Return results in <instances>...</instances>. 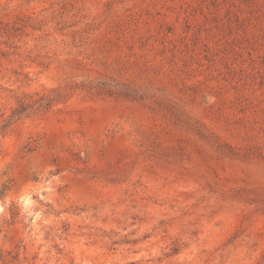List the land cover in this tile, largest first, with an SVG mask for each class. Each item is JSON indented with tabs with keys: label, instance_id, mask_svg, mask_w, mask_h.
<instances>
[{
	"label": "rangeland",
	"instance_id": "obj_1",
	"mask_svg": "<svg viewBox=\"0 0 264 264\" xmlns=\"http://www.w3.org/2000/svg\"><path fill=\"white\" fill-rule=\"evenodd\" d=\"M20 103L0 264H264V0H0Z\"/></svg>",
	"mask_w": 264,
	"mask_h": 264
},
{
	"label": "trees",
	"instance_id": "obj_2",
	"mask_svg": "<svg viewBox=\"0 0 264 264\" xmlns=\"http://www.w3.org/2000/svg\"><path fill=\"white\" fill-rule=\"evenodd\" d=\"M49 102H45L44 101H38V105L36 106V109H39L40 107H44V105H48ZM31 106L28 104H24V103H20L13 111L10 117V120H7L4 122V124L1 126L0 132L3 133L6 128L8 127V125L15 120L20 119L22 116L24 115H28V113H30V108Z\"/></svg>",
	"mask_w": 264,
	"mask_h": 264
}]
</instances>
